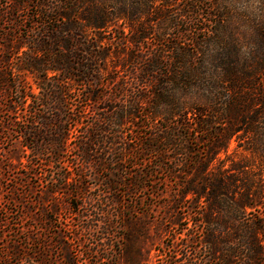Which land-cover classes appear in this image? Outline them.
<instances>
[{
	"label": "trees",
	"instance_id": "1",
	"mask_svg": "<svg viewBox=\"0 0 264 264\" xmlns=\"http://www.w3.org/2000/svg\"><path fill=\"white\" fill-rule=\"evenodd\" d=\"M28 2L22 0L21 8ZM260 3L252 46L241 52L234 31L244 15L234 16L231 0H37L40 20L32 17L24 36L17 25L6 27L14 23V7L0 2V108L8 102L7 120L18 126L29 163L21 184L33 187L28 172L38 164L33 159L44 156L52 172L47 191L83 203L92 200L83 178L94 168L120 169L116 162L132 157L135 170L128 174L141 191L151 176L144 169L149 155L159 156L156 165L172 173L167 161L189 164L194 173L178 184L212 201L200 207L210 256L184 261L264 264V217L248 216L261 193L250 192L238 163L230 167L236 175L209 169L233 136L249 126L264 131ZM119 20L126 31L116 28ZM126 121L134 127L132 145L121 134ZM195 140L206 144L202 150L192 146ZM69 152L79 162L65 163ZM108 180L111 188L115 181ZM110 250L115 255L119 248ZM10 255L23 257L17 249Z\"/></svg>",
	"mask_w": 264,
	"mask_h": 264
},
{
	"label": "rangeland",
	"instance_id": "2",
	"mask_svg": "<svg viewBox=\"0 0 264 264\" xmlns=\"http://www.w3.org/2000/svg\"><path fill=\"white\" fill-rule=\"evenodd\" d=\"M2 1L14 7V23L6 27L17 25L22 28L17 29L18 34L25 35V25L32 17L40 20L35 15L39 11L34 6L37 0H28L24 9L22 0ZM231 3L234 16L244 15L234 31L244 52L246 47L252 46L255 36L252 19L262 11V4L260 0H231ZM122 27L126 31V23L119 20L116 28ZM28 80L33 84L30 76ZM1 102L6 103L4 99ZM7 107L8 102L0 108V264L50 261V264H68L73 259L74 264H190L184 261L187 255L208 259L210 253L201 232L205 226L201 222L200 207L212 201L207 203L194 194L185 193V188L178 184L194 173L189 164L174 165L167 161L165 167L172 165V173L156 165L161 161L159 156L149 155L144 169L149 170L151 176L141 191L132 188L133 176L128 174L135 170L132 157L116 160L121 168L113 171L91 168L89 175L83 178V192L92 200L82 203L76 198L70 199L63 191L49 193L46 181L52 172L44 156L35 157L33 162L38 164L27 176L33 185L30 188L21 184L26 180L27 168L23 164L29 163L23 156L22 138L17 136L18 126L7 120L11 113ZM129 123L126 121L121 134L132 145L134 127ZM204 144L195 140L192 146L202 150ZM184 156L182 159H190ZM63 161L69 165L79 162L70 152ZM209 163L212 172L221 168L235 175L239 171L230 167L238 163L244 172L238 174L241 178L246 174L250 192L261 193L258 203H252L257 205L256 210H249L252 214L248 216L264 217V131L255 132L249 126L240 137L233 136L227 149ZM75 172L71 173L73 177H76ZM162 178L165 183L161 182ZM108 179L115 181L111 188ZM106 229H112V234L106 233ZM259 237L264 244V229ZM111 247L119 248L115 255L110 254ZM16 249L23 254L20 260L10 255Z\"/></svg>",
	"mask_w": 264,
	"mask_h": 264
}]
</instances>
